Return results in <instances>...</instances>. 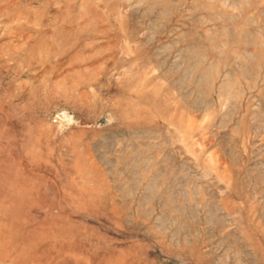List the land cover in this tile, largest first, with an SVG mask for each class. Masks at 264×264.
I'll return each mask as SVG.
<instances>
[{
	"label": "rangeland",
	"instance_id": "374dc122",
	"mask_svg": "<svg viewBox=\"0 0 264 264\" xmlns=\"http://www.w3.org/2000/svg\"><path fill=\"white\" fill-rule=\"evenodd\" d=\"M0 264H264V0H0Z\"/></svg>",
	"mask_w": 264,
	"mask_h": 264
}]
</instances>
